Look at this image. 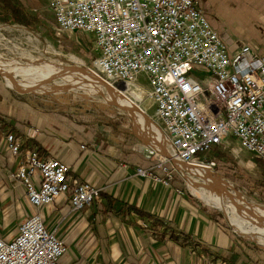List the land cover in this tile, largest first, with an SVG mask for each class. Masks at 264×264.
<instances>
[{
	"label": "built area",
	"instance_id": "obj_1",
	"mask_svg": "<svg viewBox=\"0 0 264 264\" xmlns=\"http://www.w3.org/2000/svg\"><path fill=\"white\" fill-rule=\"evenodd\" d=\"M43 1L59 33L90 37V71L111 89L130 97L125 90L142 94L146 81L167 145L145 148L151 164L137 166L136 175L171 186L177 176L187 178L182 164H212L201 154L228 137L264 160V54L248 43L230 51L200 0ZM5 141L20 157L11 176L35 211L14 237L0 235V264H63L67 246L40 208L65 195L78 211L100 199L102 189L73 176L61 159L23 149L24 136L10 131Z\"/></svg>",
	"mask_w": 264,
	"mask_h": 264
},
{
	"label": "crops",
	"instance_id": "obj_2",
	"mask_svg": "<svg viewBox=\"0 0 264 264\" xmlns=\"http://www.w3.org/2000/svg\"><path fill=\"white\" fill-rule=\"evenodd\" d=\"M21 1L40 16L38 3L43 0ZM200 3L230 51L251 45L250 40L262 45L244 30L253 24L254 14L263 13L264 0ZM243 16H250L247 26L235 25ZM230 29L236 32L223 33ZM96 111L94 101L75 94L17 91L0 75V222L14 224L2 237H14L18 224L35 211L11 176L20 162L6 145L5 134L12 131L24 136L23 149L61 159L73 176L102 189L100 199L78 211L65 195L40 208L47 228L67 246L63 264H264V254L240 242L208 208L212 206L193 197L182 183L186 178L179 182L177 176L164 186L136 175L137 166L151 164L143 152L146 143L137 145L122 113L101 117L102 124H97Z\"/></svg>",
	"mask_w": 264,
	"mask_h": 264
},
{
	"label": "rangeland",
	"instance_id": "obj_3",
	"mask_svg": "<svg viewBox=\"0 0 264 264\" xmlns=\"http://www.w3.org/2000/svg\"><path fill=\"white\" fill-rule=\"evenodd\" d=\"M15 1L19 6H22L25 10L27 9L25 4L21 0ZM38 4L42 6V12H40V16L38 15L39 20L34 23L33 27H29L25 24L13 21L10 15L0 14V55L5 57L12 63H16L17 61L23 64L36 59L55 61L57 65H69L74 64V62H78L83 69H87L88 71H90V68H92L95 59V55L93 53V42L90 40V37L84 32H74L70 34L59 33L56 28L55 17L48 6L43 1ZM29 13H32V11ZM37 14H39V12ZM246 19H249L250 21V16H243V18H241V21L236 22L235 25L239 26V24L242 23L243 25L247 26L246 21L248 20ZM248 27H253L254 29L251 30ZM248 27H245L244 32L246 34L253 32L254 35H256V37L258 38V43L263 45L264 9L263 13L254 14L253 24L249 25ZM247 28L249 30H247ZM235 32L236 31L232 29L223 30V33L228 35H231ZM220 36L223 39V35L220 34ZM254 42L255 41L250 40L253 48H255L258 53L264 54V45L262 46L257 43L256 45ZM141 82V86L145 91L142 93L143 95L139 93V91H137L134 86H132L129 91L128 89H126V92L129 94V98H132L134 100L132 102H137V107L143 110L147 115H149L152 120L156 122L157 125L155 126L157 127V129H161L162 133L165 135L162 124L154 115V106L152 104V101L147 96V83L143 78H141ZM7 83L10 82L7 81ZM95 86L96 85H94L92 82H89L83 86H76L64 92H40L37 89L24 91L40 93L43 94V96H59L70 93L78 95L81 98L92 100L96 103L97 115L95 116V118L97 124H102L101 117L108 118L110 114L113 118L116 117L119 114L116 113L118 111L129 120L128 126H130V128L137 136V145H140L143 142L146 143L143 151L144 154L145 148L150 146L157 147L156 144L152 143L149 140L150 134L144 128L143 130H145L146 133L143 130L138 129L135 124L136 122L134 120V117L130 115L129 110H123L121 107H117L118 105L115 106L114 104H112L113 102L111 103V101L108 99L109 97L107 96V93H101L100 89ZM12 88L16 89L15 86H13ZM119 94L122 98H125L126 101H129L126 95L122 94L121 92H119ZM118 101L120 102L121 100ZM140 104L145 108H141ZM146 104L149 105L147 106ZM151 135L155 137V134ZM159 136L162 146H166L167 140L165 139V142H163L160 131ZM201 158L207 160L208 162H212V164H210L209 166L206 165L208 166L207 169L211 173L218 174L229 181L233 186H235L236 190H240V192L247 196L250 201H258L259 203L264 204V160L257 154L245 150L237 140L232 137H228L222 144L218 145L210 152L201 154ZM159 163L160 161H158V164ZM185 172L187 173V178H184L186 181H184L181 176H179L177 181L180 182L181 180H183V182H181L185 183V188H187L191 192L193 197L198 199L200 203L204 204L205 206H207L206 204L212 206L207 207L210 208L211 211L216 212L225 226L235 234L240 242H242L245 246L250 245L251 247L255 248L257 251L256 254H264V245L238 232L234 225L231 223L229 217L222 209H219L207 203L196 193V191L193 189V186H191V174H188L187 171ZM237 214L242 217L243 222L249 224L251 227H254V224L251 221V217L246 214L245 210H240V212H237ZM8 225L9 224L0 222L1 236H3V233H8L14 227V224L10 226ZM19 225L20 224H18L17 227H19Z\"/></svg>",
	"mask_w": 264,
	"mask_h": 264
},
{
	"label": "bare ground",
	"instance_id": "obj_4",
	"mask_svg": "<svg viewBox=\"0 0 264 264\" xmlns=\"http://www.w3.org/2000/svg\"><path fill=\"white\" fill-rule=\"evenodd\" d=\"M0 72L10 82L8 84L11 87L15 86L17 91L20 92H27L24 90L31 89H37L40 92H64L76 86L79 87L92 82L100 89L101 93H107L111 102L123 110H129L138 129L143 130L144 128L150 134L149 140L152 143L158 147L162 146L159 138L160 130L147 117L141 114L137 107V102L133 103L132 101L134 100L129 97H127L129 101H126L125 98L120 96L118 91L110 89L102 78L95 76L87 69H83L78 62L69 65H57L55 61L36 59L23 64L17 61L12 63L0 55ZM97 81H102L105 86H102ZM131 88L128 87V91ZM117 98L121 101L119 102ZM145 130L143 131L145 132ZM151 134H155V137ZM208 166L204 164L181 165L188 174H191V186L203 200L222 209L238 232L264 245V204L258 201H250L240 190H236L235 186L229 181L218 174L211 173L207 169ZM240 210H245L246 214L251 217L254 227L242 221V217L237 214Z\"/></svg>",
	"mask_w": 264,
	"mask_h": 264
},
{
	"label": "trees",
	"instance_id": "obj_5",
	"mask_svg": "<svg viewBox=\"0 0 264 264\" xmlns=\"http://www.w3.org/2000/svg\"><path fill=\"white\" fill-rule=\"evenodd\" d=\"M0 5L4 9L3 14L10 15L15 22L33 27L34 23L39 20V16L29 13L22 6H19L15 0H0Z\"/></svg>",
	"mask_w": 264,
	"mask_h": 264
},
{
	"label": "water",
	"instance_id": "obj_6",
	"mask_svg": "<svg viewBox=\"0 0 264 264\" xmlns=\"http://www.w3.org/2000/svg\"><path fill=\"white\" fill-rule=\"evenodd\" d=\"M0 74L4 77V75L0 72ZM5 78V77H4ZM97 82H99V81H97ZM102 86H105V84L103 83V82H99ZM112 103V102H111ZM112 104H114V103H112ZM115 106H117L116 104H114ZM117 107H119V106H117ZM140 110V112H141V114L142 115H144L145 117H147V119L149 120V121H151L153 124H155V125H157L156 124V122L154 121V120H152V118L149 116V115H147L143 110H141V109H139ZM160 130V133H161V138H162V140H163V142H165V139H166V137H165V135L162 133V130L161 129H159ZM260 157V156H259ZM216 170V169H215ZM216 172H217V170H216ZM218 173V172H217Z\"/></svg>",
	"mask_w": 264,
	"mask_h": 264
}]
</instances>
